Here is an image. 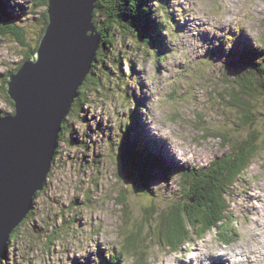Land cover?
<instances>
[{
    "label": "rangeland",
    "instance_id": "374dc122",
    "mask_svg": "<svg viewBox=\"0 0 264 264\" xmlns=\"http://www.w3.org/2000/svg\"><path fill=\"white\" fill-rule=\"evenodd\" d=\"M147 1L150 23L160 25L154 36L162 58H155L153 47L138 45L137 29L116 28L108 53L119 59L118 67L107 65L102 86L88 91L79 114L67 116L72 130L59 142L34 213L1 264H99L109 256H119L118 264H264V94L251 102L256 155L226 196L235 240L223 244L212 232L199 238L192 230L188 243L175 250L160 232L161 213L183 202L179 170L208 167L229 153L227 140L251 132L242 126L231 92L252 65L238 49H254L264 64V0H205L218 3L216 11L197 9L194 0ZM0 6L22 27L25 41L0 36L1 85L4 74L37 46L47 5L0 0ZM167 13L174 21L165 26ZM13 108L0 88V113ZM130 113L135 124L125 131ZM133 143L165 157V171L154 169L146 184L132 172L140 161L128 155ZM137 223L141 243L119 255Z\"/></svg>",
    "mask_w": 264,
    "mask_h": 264
},
{
    "label": "trees",
    "instance_id": "16d2710c",
    "mask_svg": "<svg viewBox=\"0 0 264 264\" xmlns=\"http://www.w3.org/2000/svg\"><path fill=\"white\" fill-rule=\"evenodd\" d=\"M47 2L48 0H37L39 5H47ZM95 5L93 22L96 31L100 34L99 46L92 68L82 85L78 88V94L73 101L72 107L67 113L65 120L62 122L58 145L65 133L70 130H67V116L72 115L74 112L79 114L83 103L86 102L88 98V91L91 89L98 90V88L102 86V76L109 75L107 65L112 64L111 66H114L115 62H119L116 55L111 58V53H108L110 46L116 42L115 31L117 27L131 29L133 34H135L134 29H137L140 34H137L139 37L137 38L138 45L140 47L142 45L146 50L153 47L157 54L155 57L156 59H160L163 56L161 52L163 51L161 40L154 36L155 33L159 35L160 25H156L154 22L150 23V21H152L150 17L151 8L148 6L147 0H121V3L119 0H96ZM100 15L103 16V21L99 24L98 19H100ZM164 15V19H168L164 21L165 26L170 23V21H174V18L171 17L169 13ZM46 24L47 14H45V24L41 31V35L43 34ZM152 25L154 27H152ZM156 29L159 31H156ZM6 34L14 36L22 44L25 42L22 27L14 22L13 18L9 16V13H7L3 6H0V36ZM36 49L37 46L27 53L22 61L30 58L35 53ZM237 53L242 61L245 60L248 65L249 63L252 65H250L247 71L239 74L237 77L235 81L236 86L231 92L233 100L232 105L237 108L242 126L251 127V132L246 138L227 140L225 144H229V153L217 157L211 161L208 167L190 169L184 174L179 170V192L182 193L183 202L172 205L167 210L163 211L160 216V232L168 245L175 250L179 249V247L185 243H188L191 238L192 230L201 238L202 235L207 233L208 229H210L215 239L223 244H230L235 240L234 230L230 224L231 221L228 214L229 205L226 196L235 185L238 178L249 167L256 155L258 148L256 144V132L253 127L254 119L251 111V102L256 100L259 95L264 94V64H258L259 58L257 55H259V53L257 54L252 48L238 49ZM21 63L9 73L4 74L3 81L0 85L4 99L12 108L13 102L7 94L6 82L8 76L15 72ZM233 67L234 65L229 67V69ZM97 69L99 70L98 74H96ZM235 69L238 71L236 66ZM127 98L131 99L130 95H128ZM137 107L141 109L142 106H140L139 103ZM13 111L14 108L10 113L2 112L0 115L11 114ZM129 116L130 123L127 121V125L124 127L125 131H128L130 124H135V117H133L131 113ZM123 133L124 139L126 136L128 137L127 132ZM222 139H224V136H222ZM58 145L55 149L53 161L56 157ZM127 150L131 159L135 160L136 158H140V161L133 163L132 172L135 171L138 173L141 178L140 181L143 184L147 183L154 169L160 168L162 171H165L161 157L152 154L149 147L144 146L140 149L133 143L130 144V146L128 144ZM172 170V167L168 168L170 173H172ZM41 191L36 193L35 198H37ZM150 209L149 212H152L154 208L151 207ZM33 213L32 207L26 218L11 233L6 253L1 257L0 264L3 258L7 256V251L12 246L11 242L19 236L21 224L25 223L26 219L32 216ZM135 229L136 231H128L129 233L125 237V243L119 255L122 253L130 254V248L134 249L137 242L141 243L140 231H142V224L137 223ZM118 262L119 256H114L113 258L109 256V258L105 260L100 258L99 264H118ZM136 264H141V262H137Z\"/></svg>",
    "mask_w": 264,
    "mask_h": 264
},
{
    "label": "water",
    "instance_id": "95a60500",
    "mask_svg": "<svg viewBox=\"0 0 264 264\" xmlns=\"http://www.w3.org/2000/svg\"><path fill=\"white\" fill-rule=\"evenodd\" d=\"M95 2L48 0L35 53L8 76L14 111L0 115V259L45 186L62 122L92 68Z\"/></svg>",
    "mask_w": 264,
    "mask_h": 264
},
{
    "label": "clouds",
    "instance_id": "9594fccd",
    "mask_svg": "<svg viewBox=\"0 0 264 264\" xmlns=\"http://www.w3.org/2000/svg\"><path fill=\"white\" fill-rule=\"evenodd\" d=\"M194 3H195V7L197 9H204V8L208 7V8H212L214 11H216L219 8L218 3L206 4L205 0H194Z\"/></svg>",
    "mask_w": 264,
    "mask_h": 264
},
{
    "label": "bare ground",
    "instance_id": "6f19581e",
    "mask_svg": "<svg viewBox=\"0 0 264 264\" xmlns=\"http://www.w3.org/2000/svg\"><path fill=\"white\" fill-rule=\"evenodd\" d=\"M169 148H170V151H172V152H175V150H174V148L173 147H171V146H168ZM161 157V156H160ZM161 159L162 160H164L165 159V157L163 156V157H161ZM221 255V254H220ZM235 257V256H234ZM234 261V260H233Z\"/></svg>",
    "mask_w": 264,
    "mask_h": 264
},
{
    "label": "flooded vegetation",
    "instance_id": "af4514ba",
    "mask_svg": "<svg viewBox=\"0 0 264 264\" xmlns=\"http://www.w3.org/2000/svg\"><path fill=\"white\" fill-rule=\"evenodd\" d=\"M119 2L121 3V0H119Z\"/></svg>",
    "mask_w": 264,
    "mask_h": 264
}]
</instances>
